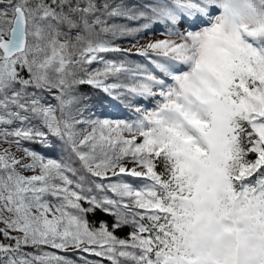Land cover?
<instances>
[{
    "label": "snow or ice",
    "instance_id": "1",
    "mask_svg": "<svg viewBox=\"0 0 264 264\" xmlns=\"http://www.w3.org/2000/svg\"><path fill=\"white\" fill-rule=\"evenodd\" d=\"M0 264H264V0H0Z\"/></svg>",
    "mask_w": 264,
    "mask_h": 264
},
{
    "label": "trees",
    "instance_id": "2",
    "mask_svg": "<svg viewBox=\"0 0 264 264\" xmlns=\"http://www.w3.org/2000/svg\"><path fill=\"white\" fill-rule=\"evenodd\" d=\"M124 46V45H123ZM130 45H128L127 43H125V47H129Z\"/></svg>",
    "mask_w": 264,
    "mask_h": 264
},
{
    "label": "rangeland",
    "instance_id": "3",
    "mask_svg": "<svg viewBox=\"0 0 264 264\" xmlns=\"http://www.w3.org/2000/svg\"><path fill=\"white\" fill-rule=\"evenodd\" d=\"M149 38H151V37H149ZM124 47H125V44H124Z\"/></svg>",
    "mask_w": 264,
    "mask_h": 264
}]
</instances>
